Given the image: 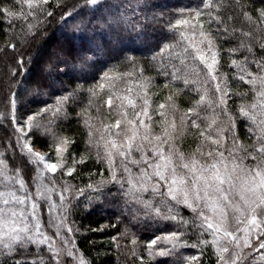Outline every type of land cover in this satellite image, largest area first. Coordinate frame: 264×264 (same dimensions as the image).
<instances>
[{
  "label": "snow or ice",
  "instance_id": "6c2138e0",
  "mask_svg": "<svg viewBox=\"0 0 264 264\" xmlns=\"http://www.w3.org/2000/svg\"><path fill=\"white\" fill-rule=\"evenodd\" d=\"M202 3L179 9L178 18H148L149 25L170 34L154 42L150 26L112 13L100 0H0L5 48L17 50L13 38L20 46L37 40L56 16L72 31L86 30L93 19L110 30L123 26L152 52L146 64L159 69L168 89L163 102L153 101L146 66L123 55L119 65L104 70L106 61L98 57L112 59L124 49L96 44L71 64L73 80L83 83L61 89L62 95L53 91L52 104L41 101L44 107L35 112L20 111L17 93L5 98L0 125L7 121L11 132L0 151V264H95L78 249L81 226L72 215L79 197L87 192L90 203L93 193L103 195L109 185L130 213L129 224L141 216L175 222V230L145 241L141 254L135 248L139 237L125 227L123 235L131 236V252L140 264L157 256H175L174 264H205L206 255L215 257L209 264H264V0L259 7L250 0ZM46 59L53 69L67 63ZM41 62L23 52L13 56L9 88ZM35 83L37 95L52 87ZM85 95L87 105L77 117L87 129V143L84 153L74 155L69 149L75 140L46 117L67 116L69 102ZM181 96L188 97L183 109ZM232 97L240 103L230 109ZM93 106L98 124L90 122ZM241 119L248 122L244 138L238 131ZM186 136L193 139L187 150ZM42 143L48 151L38 147ZM88 161L98 168L85 173L86 183L66 179L79 177L78 168ZM186 247L199 252L183 256L179 250Z\"/></svg>",
  "mask_w": 264,
  "mask_h": 264
},
{
  "label": "trees",
  "instance_id": "16d2710c",
  "mask_svg": "<svg viewBox=\"0 0 264 264\" xmlns=\"http://www.w3.org/2000/svg\"><path fill=\"white\" fill-rule=\"evenodd\" d=\"M4 2L10 3L11 0H4ZM68 2L72 3L73 0H68ZM100 3L111 5L112 13L130 16L133 21L139 20L141 24L150 26L153 29L151 36L152 34H162L159 37H155L153 40L154 42L161 40L164 36L170 38V34L160 25H149L148 18L153 15L159 17L161 14L178 18V10L181 8L203 7L202 0H139V7L135 6L137 0H100ZM250 3L257 7L260 6V0H250ZM145 4L147 6H145ZM129 5H131V7H129ZM101 11H104V9H101ZM87 19L91 18L89 17ZM93 24L95 25L94 30L92 28ZM100 24L101 22H97L93 19L86 30L72 31L63 26L59 16H56L54 20L49 18V21L43 26L44 35L37 40L31 41L28 45L20 46L19 41L13 38V42L18 44V48L14 52L12 49L4 47L6 39L4 29L7 25L0 22V109L3 107L5 98L10 97L12 92L17 93V108L20 111L31 110L35 112L37 109L44 107L41 101H47L49 104H52L54 102V98L52 97L53 91H55L56 95H62L64 92L61 91V89L71 90V88L75 87V83H83V81L73 80L71 64L76 62L77 55L81 54L83 49L92 47L96 44L104 45L106 48L111 44L116 49H124L122 55L114 56L112 59H107V57L104 56L98 57L106 61L104 70H108L113 65H119L123 59V55L136 56L140 63L147 68L145 76L152 78L153 101L160 100V102H163V96L168 93V89L163 87V85L167 83V80L163 75L159 74V69L157 67L152 66L151 63L146 64V58L150 57L152 52L135 42V33H126L122 31L121 29L123 26L110 30L108 27L102 28ZM57 38L61 39L59 43L57 42L58 40H56ZM161 42H167V40H162ZM44 49H46V52L47 50L53 51L51 57H59L62 61H67V63L62 62L55 64L53 69L48 68V64L52 63L51 60L40 59L42 62L39 66L30 65L32 70L26 75L18 77L19 83L9 88V84L13 83L10 76V69L13 66V56L23 52L25 53L26 59L28 56L37 59V54L40 55V53H43ZM86 54L91 55L92 53ZM44 64L46 67L42 69V65ZM224 70L230 71L228 68ZM67 71L71 72L67 73ZM49 72H51V78L54 81L49 79ZM38 80L52 85V87H45L42 90V94L48 98H42L38 101L31 100L29 103H25L23 99L25 91L36 93L34 91L37 88L35 82ZM89 83H93V81L90 80ZM53 87L56 89H53ZM233 87L235 88L236 85L234 84ZM22 88L24 91L21 90ZM240 90H243V88ZM187 99L188 97L185 96L178 98V104L181 109L187 107ZM70 103L66 106L67 116L64 115L62 118H59L52 117L51 114H49L46 119L53 121L55 119L56 122L54 121V124L59 125L58 130L75 140V144L69 151L77 155L85 152L87 143L86 129L77 117V113L81 111V108L87 105V96H80L77 102ZM239 103L240 100L237 97H232L229 100V108L231 109ZM247 123V121L242 119L238 121V131L242 138L246 136ZM6 131L11 132V127L8 125L7 121H4L3 124L0 125V151L3 150V141L6 139ZM41 140L48 141V138L41 137ZM192 143V137L186 136L182 142V147L187 150L188 146ZM38 147L42 148L44 151H48L43 143L38 145ZM97 168L98 166H95L92 161H88L86 167L81 166L78 168V172H81L79 177L75 179L66 177V179L70 180L71 183L82 185L88 180L85 173L89 170L96 171ZM106 174L105 172V175ZM75 175L74 173L73 176ZM99 178V176L95 177V179ZM92 195L93 199L90 203L86 198L88 196L87 192L85 196L79 197V203L74 209L72 219L76 221L78 226H81L80 232L77 234L76 238L79 251L84 252L88 258L93 259L95 264H140L139 259L133 257L131 252L134 247L131 244V236L123 235L125 227L130 228L131 232L139 237L138 243L135 246L138 254L143 252L142 245L145 241L152 238L154 235L161 234L163 231L175 230L176 228L175 222H156L143 216H141L138 221H132V223L129 224L128 221L131 220V215L125 210L116 192V188L112 185H109L108 188L104 190L103 195L98 193H93ZM112 207L114 208L113 211H111ZM182 214L187 215V212L183 211ZM121 221H123V223H121ZM101 225L108 226L100 231H90V229H99ZM117 229H119V231H117ZM192 239L194 240L195 237H192ZM179 252H181L183 256L197 255L199 249L186 247L180 249ZM158 257L159 256H157L151 264H174L176 260L175 256ZM203 259L205 260V264H209V260L214 261L215 257H208L206 255Z\"/></svg>",
  "mask_w": 264,
  "mask_h": 264
},
{
  "label": "rangeland",
  "instance_id": "374dc122",
  "mask_svg": "<svg viewBox=\"0 0 264 264\" xmlns=\"http://www.w3.org/2000/svg\"><path fill=\"white\" fill-rule=\"evenodd\" d=\"M162 34H156V35H153L152 34V38H153V40L155 39V37H159V36H161ZM59 37V36H58ZM56 40H58L57 42L59 43L60 42V40L61 39H59V38H57ZM46 52V49H44V51H43V53H40V55H38L37 54V56L38 57H36L37 59H42V60H47L46 58L47 57H49V56H51L52 54H53V51H48L47 50V52ZM61 59V58H60ZM46 66H45V64L44 65H42V69L43 68H45ZM41 69V68H40ZM68 72H71V71H67V73ZM48 76V75H47ZM49 77V76H48ZM49 79L51 80V81H54L52 78H51V76L49 77ZM141 83H142V81H141ZM153 85V84H152ZM56 87H58V86H56ZM119 87L120 88H123L124 87V85L123 84H120L119 85ZM136 87V85H133V88H135ZM53 89H56V88H54L53 87ZM21 90H23L24 91V89L22 88ZM21 93H23V92H21ZM151 93H152V86H151ZM79 97L80 96H77V97H75L74 98V100L73 101H70V102H77L78 100H79ZM152 97H153V93H152V95H151V99H152ZM42 98H48L47 96H45V95H43V94H39V95H37L36 93H34V92H32V91H28V92H26L25 91V96H24V102L25 103H29L31 100L32 101H38L39 99L41 100ZM153 100V99H152ZM69 102V103H70ZM71 104V103H70ZM69 105V104H68ZM38 110V109H37ZM102 111H106V105H105V108L104 109H102ZM91 115H92V117H93V120L92 121H90V122H92V123H97L98 124V121H96V113H95V110H94V106H93V109H92V111H91V113H90ZM64 116V114L63 113H61L58 117L60 118H62ZM54 121H55V119H54ZM80 122H81V124L83 125V127L86 129V127H85V125L83 124V122L81 121V120H79ZM56 122V121H55ZM86 132H87V129H86ZM113 207L111 208V211H113ZM47 217L45 216V219H46ZM48 231H49V234H52V232H54V229H52V228H48ZM158 258H160V256L158 257ZM159 260V259H158Z\"/></svg>",
  "mask_w": 264,
  "mask_h": 264
}]
</instances>
